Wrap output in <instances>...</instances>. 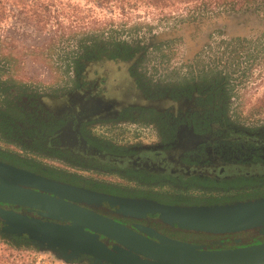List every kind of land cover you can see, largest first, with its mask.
<instances>
[{"label": "flooded vegetation", "instance_id": "af4514ba", "mask_svg": "<svg viewBox=\"0 0 264 264\" xmlns=\"http://www.w3.org/2000/svg\"><path fill=\"white\" fill-rule=\"evenodd\" d=\"M74 72L60 96L22 95L17 98L22 113L0 112L1 161L100 193L165 203L264 196V122L235 123L223 84L198 94L194 81L185 86L166 77V90L139 79L140 93L132 95L116 75L98 89ZM151 95L156 99L146 98ZM165 102L171 107L164 109ZM89 207L131 228L141 224L173 237L184 234L155 216L119 215L106 203Z\"/></svg>", "mask_w": 264, "mask_h": 264}, {"label": "rangeland", "instance_id": "374dc122", "mask_svg": "<svg viewBox=\"0 0 264 264\" xmlns=\"http://www.w3.org/2000/svg\"><path fill=\"white\" fill-rule=\"evenodd\" d=\"M194 7L195 2L183 0L158 5L153 0H0V94L9 87L18 96L22 91L15 88L32 95L37 91L60 96L74 81L75 69L78 80L90 88L101 89L116 75L122 90L132 95L141 90L139 79L142 85L167 90L163 81L172 77L185 86L194 81L198 88L192 91L198 94L206 86L223 84L232 98L229 108L235 123L264 122V22L248 15L211 18L199 12L189 20ZM83 29L114 30V35L70 36L71 31ZM93 35L105 43L95 47L88 42ZM86 45L90 47L83 49ZM116 91L112 93L117 95ZM166 103L164 109L171 107ZM10 246L0 242V264H31L12 259L11 255L23 252Z\"/></svg>", "mask_w": 264, "mask_h": 264}, {"label": "water", "instance_id": "95a60500", "mask_svg": "<svg viewBox=\"0 0 264 264\" xmlns=\"http://www.w3.org/2000/svg\"><path fill=\"white\" fill-rule=\"evenodd\" d=\"M0 233L72 264H264V196L211 204H174L100 193L0 160ZM154 218L209 243L131 228L89 206ZM104 237V238H102ZM259 239V242L252 243Z\"/></svg>", "mask_w": 264, "mask_h": 264}, {"label": "trees", "instance_id": "16d2710c", "mask_svg": "<svg viewBox=\"0 0 264 264\" xmlns=\"http://www.w3.org/2000/svg\"><path fill=\"white\" fill-rule=\"evenodd\" d=\"M97 2H110V1H114V0H96ZM123 1V0H121ZM152 1V0H150ZM164 0H153V3L158 5V3H162ZM183 1H193L195 2V9L193 11L189 12V16L187 17L189 20H195L196 19V15L194 13L199 12L200 14L204 15L207 14L208 17H218V16H225L228 19H234V18H238V16H243V15H248V17H257L259 20L262 21V23L264 22V0H183ZM193 12V13H192ZM181 21H185L184 19H181ZM202 21V19H201ZM61 25L58 24V26ZM114 31V30H113ZM113 31L108 32L106 29L104 31L101 32H97V31H87L86 29L82 30H73L70 32V36H76L77 34H81L80 32H82V34H87V35H91V34H104V35H108L110 34V36L114 33H112ZM116 32V31H115ZM64 34V33H63ZM97 36H91L89 37L90 40L88 42L94 44L95 47L99 46L100 44H104L105 41L101 40L99 38H95ZM113 39H117L116 37H112ZM85 42V41H84ZM84 44H87L84 43ZM87 47H90L89 45H86L83 49H86ZM237 50V49H236ZM79 56V55H78ZM19 89V91L21 90L22 92H20V95L18 96L17 94H14L11 90V88H6L3 91V94H0V105L3 104L5 101V105L0 106V110L4 109L3 111H0L1 113H6V114H10L11 116H15V115H19L20 112L19 108H18V100L17 98H21L22 95H28L31 96L30 93L26 92L24 89H20V88H15L14 90ZM37 93V91H36ZM39 94V93H38ZM2 113V114H3ZM1 137V135H0ZM31 151L33 152V150L31 149ZM184 233V232H183ZM181 235H188L190 237H195V236H205V237H211L208 235H196L193 233H184ZM256 240L259 241V239L256 238ZM0 242H2V244L5 243H9L11 246L10 248L15 250V251H22V255L18 256V255H11L12 259L16 260V261H23L22 263H27L28 261L31 262V264H34L37 259L41 256L38 252L37 249H35L36 247L27 244L26 242L19 240V241H14V240H8L4 237L3 234L0 233ZM15 247V249H14Z\"/></svg>", "mask_w": 264, "mask_h": 264}, {"label": "built area", "instance_id": "2783aa9c", "mask_svg": "<svg viewBox=\"0 0 264 264\" xmlns=\"http://www.w3.org/2000/svg\"><path fill=\"white\" fill-rule=\"evenodd\" d=\"M41 256L37 259V261L34 264H72V263H66L56 257H53L49 254L39 253Z\"/></svg>", "mask_w": 264, "mask_h": 264}]
</instances>
